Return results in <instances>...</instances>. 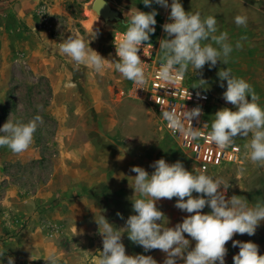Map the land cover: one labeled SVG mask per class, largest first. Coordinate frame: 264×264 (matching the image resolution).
Listing matches in <instances>:
<instances>
[{"label": "rangeland", "instance_id": "1", "mask_svg": "<svg viewBox=\"0 0 264 264\" xmlns=\"http://www.w3.org/2000/svg\"><path fill=\"white\" fill-rule=\"evenodd\" d=\"M92 5L86 6L85 11V5L79 0H65L61 3L62 11L51 14L45 3L39 2L37 6L41 10L36 13V29L22 19H4V22L0 19V128L8 119L27 123L36 116L41 117L32 144L22 153L26 155L25 161L17 159V154L6 146L0 147V255H3L4 241L30 230L42 234L57 249L72 256L82 251V256L77 255L73 264H97L103 250L102 236L97 223L91 217L86 219L87 208L80 205L83 200L90 198L97 207L98 213L93 210L94 219L102 214L119 229L135 214L131 201L134 189L122 183L126 179L120 180L124 172L140 166L151 175L155 170L151 165L158 156L169 164L180 161L186 170L195 174L202 172L164 129L148 100L146 84L138 86L125 79L114 64L107 62L103 72L95 73L59 51V43L71 35L90 41V48L103 58L111 62L119 60L114 42L126 32V24L105 22L92 10ZM2 11L5 9L0 0V16ZM37 34L41 44L49 47L45 51L38 48ZM151 41L145 42L138 52L146 78L152 63L163 54L158 46L152 47ZM45 69L53 79L42 72ZM69 83L75 87H66ZM226 107L236 110L235 106ZM235 140L243 149L242 162L204 173L223 178L231 185L226 198L232 195L246 198V191L260 189L263 194L247 200L249 206L264 203V166L258 171L255 164L249 165L244 145L238 137ZM4 155L8 157L5 161ZM65 170L70 173L86 170L96 180L95 191L78 192L71 197L52 194L49 184L53 185ZM198 195L193 193L194 197ZM40 197H43L41 202ZM69 198H74L76 204L68 203ZM176 201L174 197L156 203L165 214L168 227L182 223L180 219L189 215L175 207ZM73 209L74 216L67 217ZM202 211L208 213L211 209L206 206ZM75 227L77 233L83 234L74 235ZM259 234L264 235V221L254 234L261 239ZM124 235L128 238L127 233ZM259 242L253 243L259 245ZM132 245L137 244L132 242ZM261 245L264 249V243ZM57 262L64 264L63 260Z\"/></svg>", "mask_w": 264, "mask_h": 264}, {"label": "clouds", "instance_id": "2", "mask_svg": "<svg viewBox=\"0 0 264 264\" xmlns=\"http://www.w3.org/2000/svg\"><path fill=\"white\" fill-rule=\"evenodd\" d=\"M153 2L166 9L169 7L168 0H143L146 7H150ZM157 14L155 9L144 12L135 8L131 12L126 21V32L114 42L116 55L119 57L117 62H111L91 49L90 41L71 35L59 43V51L75 64L85 65L95 73L103 72L106 62L114 64L125 79L143 86L147 83V78L144 62L138 52L150 40V34L155 32ZM169 20L171 22L163 25L167 38L159 42L164 62L158 76L162 81L172 82L177 77H182L189 65L195 73L206 64L209 68L216 66L218 61L227 65L233 48L226 32L216 35L217 19L214 16L202 18L200 12H186L180 0H172ZM234 20L238 27L247 24V17L243 15H237ZM209 39L217 47L202 43ZM236 47L240 48L241 44L237 42ZM218 76L220 87L223 88V82H227L223 99L235 106L236 110L224 107L214 114L208 139L223 150L232 146L238 136H250V140L244 145L246 158L253 164L264 166V108L258 102V95L247 81L233 76L228 68L221 69ZM200 82L206 83L204 80ZM66 87L75 85L69 83ZM183 115L191 124L192 119H198L202 115V110L196 107L186 110ZM162 116L173 132L183 128L175 110L163 111ZM40 121V116L27 123L8 119L0 128V133H3L0 135V147L6 146L15 154L25 152L33 142ZM184 135L195 140L201 137L202 132L199 128L190 127L184 130ZM151 167L155 169L151 175L140 166L130 169L136 173L129 184L134 189L131 201L135 214L127 218L124 227L117 229L104 215L101 214L98 218L95 216L103 244L97 264H157L150 255H127L121 240L124 233L128 234L130 241L142 246L145 252L158 249L165 253L163 264H178V260H182L183 264H225L228 251L226 244L229 241H232L233 247L239 246L238 254L233 257L234 264H264V255L259 254L257 244L233 240L235 234H255L260 222L264 221V203L257 202L254 206H249L248 200L243 196L232 195L226 198L231 185L223 178L204 172L195 174L186 170L180 161L169 164L161 158L153 162ZM194 192L199 195L194 197ZM174 197L177 198L175 207L189 215L182 223L168 227L165 214L157 208L156 203L161 199L171 200ZM206 206L211 209L208 213L202 211ZM117 215L123 219L122 214ZM78 234L82 235L83 232L77 233L75 227L74 235ZM185 234L195 241L191 250L190 240L185 238ZM45 260L48 264H55V257L52 255ZM8 264H14L12 257L8 258Z\"/></svg>", "mask_w": 264, "mask_h": 264}, {"label": "crops", "instance_id": "3", "mask_svg": "<svg viewBox=\"0 0 264 264\" xmlns=\"http://www.w3.org/2000/svg\"><path fill=\"white\" fill-rule=\"evenodd\" d=\"M63 1L65 0H1V2H3L5 11H2L0 19H2V22H4V19H22L27 21L29 26L36 29V13L41 10L37 6L39 2H44L48 12L52 14L57 12L60 13V11H62L61 3ZM79 1L85 5V11H87L86 6H90V4L94 5L96 0ZM106 1L113 9L120 13L124 24H126L131 12L135 10V8L144 12H151L153 9H155L158 13L155 17L157 23L154 26L155 32L150 34V40L154 41L159 47L160 40L166 38L163 25L165 24L166 18L170 14V4L172 0H168L169 7L167 9L156 4L155 2H153L150 7H146L143 4V0ZM180 3L182 4L185 11L191 10L194 13L200 12L202 18L214 16L217 19L216 35H219L221 32H226L228 34V42L233 48L228 58L227 65L218 61L216 66L209 68L208 64H206L202 70H199L196 73L191 65H189L186 72L189 79V85L200 90L207 91L208 93L210 92L212 95V102L207 108L208 117H210L213 121L215 118L214 114L218 110L226 107V105L233 106L223 99V92L226 91L227 82L224 81V87H220L221 81L218 76V72L221 69L226 68L231 70V74L233 76L244 79L252 86L253 90L259 97L258 102L260 106L264 108V0H180ZM237 15H243L247 17L246 26L238 27L236 25L234 18ZM87 16L90 18L88 14ZM37 31H34L35 36ZM37 36V38L34 36L33 37L38 40V48L45 51V49L49 47L41 44L39 41L40 34H37ZM237 42L241 44L240 48L236 47ZM49 43L52 44L53 41L49 40ZM202 43L212 44L213 47H217V45H215V43L210 39L203 41ZM39 66L44 67L45 64H40ZM42 72L45 73L46 76L53 79V77L50 76L48 69H45V71L43 70ZM200 80H204L206 83L201 84ZM238 138L239 141L245 145L248 143L251 137L249 136L248 138H244L238 136ZM188 154L192 157L190 153ZM16 156L17 159L21 161L26 160L25 154L20 153ZM158 157L160 159V156ZM7 159L8 157L4 155L3 161ZM246 160L248 159L246 158ZM247 162L249 165L251 164L250 160ZM255 165L257 166L256 169L259 171V167L261 165ZM124 173L125 174L122 175V179L120 180L126 179L123 180L122 183H124L126 186H129V184H131L130 182H132L131 177H134L136 174L133 175V172L130 170ZM95 182V178L89 175L86 170L80 171L79 173L75 172L74 170L71 171V173L65 170L61 172L53 185L49 184V190L51 188L52 194L60 193L63 197H71L73 194L78 192L84 194L95 191V189H93ZM245 193L247 194L246 199H251L254 196L257 198L259 195L263 194L262 190L260 189H256V191H252L250 193L246 191ZM40 198L41 199L39 202L43 200V197ZM76 202L77 201H75L74 198H69L68 200V203L73 205L76 204ZM80 205H85L87 208L85 209L86 219L91 217L95 221L93 217V210L98 213V209L93 205V201L90 198H86V200H83V203H80ZM73 214H75L74 209L73 212H70V214L67 215V217L74 216ZM180 220L183 221L182 219ZM114 222L118 223L116 220H114ZM85 227V230H87V226ZM260 236H262L261 239H258L256 235H252L248 239L247 234H235L233 240L241 242L255 241L256 243H258L260 240L258 245L259 254L264 255L263 246H260V244L264 243V235ZM185 238L190 240L189 250L194 248L195 241L191 240L187 234H185ZM121 240L125 246L127 255H150L157 261V264H163V261L166 258V254L158 249L145 252L142 246H133L132 241L126 238L124 234L122 235ZM226 248L228 251L227 255L225 256V264H234L233 257L238 254L239 246L233 247L232 241H229L226 244ZM81 253L82 251L79 254L72 256L70 253H67L64 250L57 249L56 245L51 243V241L48 242L44 237H42V234H39L38 232L35 233L30 230H26L15 239L6 240L3 242V264H8L9 257H12L14 259V263L17 264H48L45 259L49 255L55 257V264H60L57 262L60 260H63L64 264H73L75 259H77V255H80V257L82 256ZM178 264H183V261L178 260Z\"/></svg>", "mask_w": 264, "mask_h": 264}, {"label": "built area", "instance_id": "4", "mask_svg": "<svg viewBox=\"0 0 264 264\" xmlns=\"http://www.w3.org/2000/svg\"><path fill=\"white\" fill-rule=\"evenodd\" d=\"M168 22H171L169 16L166 18L165 23ZM165 37L167 38L166 33ZM151 43H154L152 47L155 49L157 45L155 42L151 41ZM163 62L162 54L152 63L148 72L146 93L148 100L155 107L164 129L174 137L184 151L192 155L194 162L202 172H208L224 165L240 164L242 162L243 149L237 140L234 141L232 146L221 150L208 139L212 124L206 114L211 101L210 94L207 91L189 85L186 73L172 82L162 81L158 73ZM196 107L201 108L202 115L198 119H192L190 124L183 113ZM173 110L179 115L180 123L183 125V128L177 129L175 132L169 128L168 122L162 116L163 111ZM190 127L199 128L202 132L201 137L195 140L186 138L184 130Z\"/></svg>", "mask_w": 264, "mask_h": 264}, {"label": "water", "instance_id": "5", "mask_svg": "<svg viewBox=\"0 0 264 264\" xmlns=\"http://www.w3.org/2000/svg\"><path fill=\"white\" fill-rule=\"evenodd\" d=\"M92 8L105 22H124L120 13L113 9L106 0H96Z\"/></svg>", "mask_w": 264, "mask_h": 264}]
</instances>
